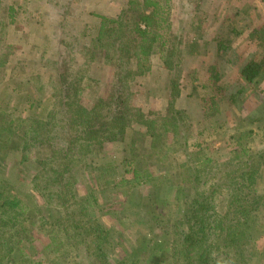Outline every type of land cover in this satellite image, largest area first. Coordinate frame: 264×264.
Wrapping results in <instances>:
<instances>
[{"label": "trees", "instance_id": "obj_1", "mask_svg": "<svg viewBox=\"0 0 264 264\" xmlns=\"http://www.w3.org/2000/svg\"><path fill=\"white\" fill-rule=\"evenodd\" d=\"M171 2L127 0L114 19L95 15L100 24L90 42L89 53L112 69L114 78L106 94L90 105H84L81 100L85 86L80 69L73 62L71 65L68 54L58 53L44 65L55 72L45 115L31 113L26 121L0 111V172L11 165L9 157L15 159L19 154L46 150L37 158L39 169L31 179L30 193L37 206L32 211L4 182L0 186V264H8L13 250L21 247L24 240L32 244V233L39 232L42 236L46 233L42 232L45 225L34 226L33 219L41 218L37 199L42 200L45 209L55 208L68 216L74 240L71 247L75 245L84 264H111L106 253L110 231L100 221L90 218L87 206L78 198V172L80 167L87 168L84 161L92 150L120 141L125 135L129 138L128 132L137 127L145 131L147 149L142 153L137 146L139 140L130 139L122 162L124 174L133 176L134 182L149 183L152 188L163 184V179H173V174L168 178L158 174L155 178L141 160L145 156L150 167L163 169L160 156L171 145L175 153L185 156L180 163L181 185L173 186V199L183 210L172 215L155 205L148 207L151 211L145 212L140 220L149 232H135L138 244L134 242L129 253L119 251L123 259L115 264L128 260L130 264H252L259 251L257 234L264 227L258 220L264 213V147L251 152L240 145L242 138L238 137L237 149L219 160L200 153L199 145H190L196 137L193 118L177 106L183 75L180 43L169 46ZM196 2L189 1L191 6ZM14 10L7 7L9 24L15 20ZM4 11L5 0H0V28ZM236 11L238 16L240 11ZM1 32L0 29V45ZM231 32L235 38L242 35L235 28ZM248 40L252 42L250 49L240 51L243 47H239L238 41L220 39L215 62L199 70L202 74L199 72V88L211 84L213 89L207 98L199 97V108L205 118L220 114L226 102L237 108L242 122H264V22L251 29ZM195 51H189V55L196 58ZM4 56L0 46V83L6 64ZM154 57L172 72L167 87V109L164 113L144 114L133 104L134 84L137 78L151 72ZM27 102L29 110L34 112L40 106L34 105L31 98ZM94 173L99 188L121 190L123 185L130 184L124 179L114 183L103 180L98 171ZM27 215L32 232L25 225ZM10 237H15V242L9 244ZM162 238L167 241V251H155Z\"/></svg>", "mask_w": 264, "mask_h": 264}, {"label": "rangeland", "instance_id": "obj_2", "mask_svg": "<svg viewBox=\"0 0 264 264\" xmlns=\"http://www.w3.org/2000/svg\"><path fill=\"white\" fill-rule=\"evenodd\" d=\"M126 1L5 0L0 46L5 52L6 64L1 74L3 82L0 83V111H6L13 117L26 121L31 113L44 116L50 104L48 96H51L55 79V72L44 65L58 53L68 54L71 65L73 62L74 67L80 69L85 86L81 97L84 105H90L100 95L106 94L112 85L114 71L89 53L90 42L96 36L100 24L95 15L114 19L124 8ZM189 1L171 2L172 28L169 46L172 48L175 42L180 43V71L183 75L180 77L181 92L177 106L186 110L193 118L196 137L190 141V145H199L200 153H208L216 159L224 160L232 150L237 149L236 139L240 137L242 147L256 152L264 147V122H242L240 115L236 113L237 108L226 102L220 108V114L212 119L205 118L199 108V97L207 98L213 89L211 84L206 88H199V70L215 62L216 46L220 39L225 42L238 41L239 47H243L240 51L250 49L252 42L248 40V34L252 28L264 22V0H195L196 4L192 6ZM9 6L16 12L12 24H9L7 18L6 10ZM236 9L240 11L238 16ZM232 28L242 31V35L235 38ZM194 49L198 54L196 58L189 55V51ZM200 75L202 76L201 72ZM171 76L172 72L164 69L158 58L154 57L151 72L135 81L134 106L144 114L164 113L167 109V87ZM29 98L34 105H40L35 108L36 112L29 110ZM144 133L143 129L137 127V130L128 132L129 138L125 135L120 141L108 143L97 151L92 150L84 161L87 168L80 167L78 172V198L87 206L90 218L100 221L110 231L106 253L111 264L123 259L119 251L129 253L133 249L131 245L137 243L135 232H149L148 226L140 220L145 212L151 211L148 207L155 205L172 215H178L183 210L181 204L173 199V186L181 185L180 163L185 156L175 153L171 145L160 156L163 169L150 167L145 156L141 160L155 178L158 174L167 178L169 174H173V179H163V184L152 188L149 183L134 182L133 176L124 174L125 167L122 162L128 152V142L134 138L139 140L137 146L145 153L148 141ZM45 151L19 154V158L15 159L9 157L11 165L0 172V186L4 182V186L18 193L31 211L37 207L32 191L30 193L31 179L39 169L37 158L43 156ZM198 155L199 153L196 154ZM94 170L99 172L103 180L120 182L124 179L130 184L123 185L121 190L99 188L94 179ZM172 181L175 182L174 185ZM121 192L125 193L124 197ZM37 205L41 210V218L36 216L33 219L36 222L34 226L40 228L45 225L42 232L46 233H43L44 236L39 232L32 233V244H27L24 240L21 247L16 246L7 263L84 264L80 252L74 248L75 245L71 247L74 240L69 230L68 216L55 208L45 209L42 200L37 199ZM27 217L25 225L32 232L30 217ZM258 220L264 225V213L259 215ZM152 235L156 237L155 234ZM9 239V244L15 242V237ZM157 243L155 251H167L168 244L164 238ZM257 246L259 251L252 264H264V227L257 234ZM156 256L159 257L157 252ZM124 264H130L129 260Z\"/></svg>", "mask_w": 264, "mask_h": 264}]
</instances>
